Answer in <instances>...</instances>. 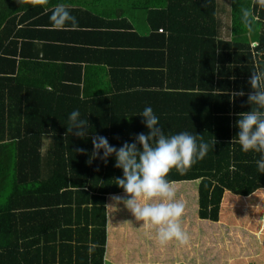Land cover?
<instances>
[{"label":"trees","instance_id":"trees-1","mask_svg":"<svg viewBox=\"0 0 264 264\" xmlns=\"http://www.w3.org/2000/svg\"><path fill=\"white\" fill-rule=\"evenodd\" d=\"M228 1L230 38L219 0L140 1L153 31L145 40L165 49L174 93L157 84L84 99L79 87L50 81L49 65L26 61V39L38 36L23 27L66 0H0V264H264L259 154L232 144L238 114L251 110L250 75L264 71V0ZM146 106L166 134L197 133L209 145L205 158L167 177L185 205L186 245H161L155 226L114 199H127L115 157L89 163L92 137L67 130L78 109L92 134L119 148L147 134Z\"/></svg>","mask_w":264,"mask_h":264},{"label":"crops","instance_id":"crops-1","mask_svg":"<svg viewBox=\"0 0 264 264\" xmlns=\"http://www.w3.org/2000/svg\"><path fill=\"white\" fill-rule=\"evenodd\" d=\"M140 1L66 0L76 17V27L56 29L51 12H46L36 26L25 24L23 28L30 31V36H38L26 39L25 54L32 57L27 63L49 65L50 81L60 84L59 89L61 83L79 87L84 99L119 93L130 86L136 87H132L136 92L139 89L148 93L162 87L163 94H173L170 85L175 74L161 63L165 49L155 40H145L153 31L148 12L138 6ZM219 5L223 20L228 15L229 1L219 0ZM157 73L158 81L154 77ZM160 73H166L165 84ZM105 264L116 263L108 260Z\"/></svg>","mask_w":264,"mask_h":264},{"label":"clouds","instance_id":"clouds-1","mask_svg":"<svg viewBox=\"0 0 264 264\" xmlns=\"http://www.w3.org/2000/svg\"><path fill=\"white\" fill-rule=\"evenodd\" d=\"M249 12L243 13V23L251 31ZM56 29L74 28L77 25L73 16L63 3L54 7L50 16ZM251 91L247 103L251 110L238 114L235 127L237 135L232 144L238 143L245 153L259 154L256 165L264 173V71L254 72L249 80ZM234 95L243 96L240 91ZM139 117L147 134H138L134 141L124 142L117 148L109 143L108 138L90 132L88 119L81 112L73 110L68 117V133L78 138L92 137L93 151L89 163L101 159L107 163L115 157V167L122 170L123 176L115 179L117 187L123 190L127 199L114 197L122 202L144 225L157 228V239L161 245L176 241L181 245L189 242L188 234L183 230L181 220L185 214V205L176 199V191L167 177L171 170H184L205 158L209 145L187 131L166 134L160 125V118L151 106H146ZM86 153L85 149H79Z\"/></svg>","mask_w":264,"mask_h":264},{"label":"rangeland","instance_id":"rangeland-1","mask_svg":"<svg viewBox=\"0 0 264 264\" xmlns=\"http://www.w3.org/2000/svg\"><path fill=\"white\" fill-rule=\"evenodd\" d=\"M228 15H227V18L226 16H224L225 18H223L222 20V23H223V31H222V37L224 38H230V34H229V29H230V26H231V12H230V9H228ZM224 32L226 34H224Z\"/></svg>","mask_w":264,"mask_h":264},{"label":"built area","instance_id":"built-area-1","mask_svg":"<svg viewBox=\"0 0 264 264\" xmlns=\"http://www.w3.org/2000/svg\"><path fill=\"white\" fill-rule=\"evenodd\" d=\"M163 31H161V33H162Z\"/></svg>","mask_w":264,"mask_h":264}]
</instances>
